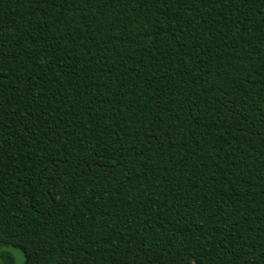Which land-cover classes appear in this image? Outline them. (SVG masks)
Masks as SVG:
<instances>
[{"label": "trees", "instance_id": "obj_1", "mask_svg": "<svg viewBox=\"0 0 264 264\" xmlns=\"http://www.w3.org/2000/svg\"><path fill=\"white\" fill-rule=\"evenodd\" d=\"M0 247L264 264V0H0Z\"/></svg>", "mask_w": 264, "mask_h": 264}, {"label": "rangeland", "instance_id": "obj_2", "mask_svg": "<svg viewBox=\"0 0 264 264\" xmlns=\"http://www.w3.org/2000/svg\"><path fill=\"white\" fill-rule=\"evenodd\" d=\"M7 250L14 256L15 264H21L23 261V255L19 249L13 247H0V251Z\"/></svg>", "mask_w": 264, "mask_h": 264}]
</instances>
